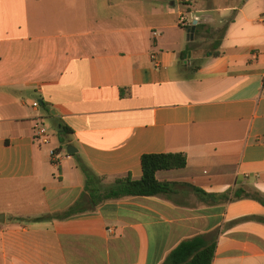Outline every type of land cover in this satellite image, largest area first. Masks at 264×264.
Instances as JSON below:
<instances>
[{
    "label": "crops",
    "instance_id": "0c3cea01",
    "mask_svg": "<svg viewBox=\"0 0 264 264\" xmlns=\"http://www.w3.org/2000/svg\"><path fill=\"white\" fill-rule=\"evenodd\" d=\"M186 1L189 15L182 0H0V264H164L200 235L213 264H264V206L219 198L264 199V0ZM196 19L226 23L214 52L188 37ZM40 109L58 146L35 140ZM179 153L185 169L157 174L177 184L169 198L84 196L82 167L138 180L143 155ZM21 185L41 194L17 201ZM81 199L84 215L32 221Z\"/></svg>",
    "mask_w": 264,
    "mask_h": 264
},
{
    "label": "trees",
    "instance_id": "16d2710c",
    "mask_svg": "<svg viewBox=\"0 0 264 264\" xmlns=\"http://www.w3.org/2000/svg\"><path fill=\"white\" fill-rule=\"evenodd\" d=\"M184 4V3H182ZM189 6V5H188ZM193 25L189 27L191 30ZM203 27L195 26V37L200 36ZM224 30L222 31V35ZM221 35V36H222ZM216 53L215 56H218ZM61 137L69 135L71 130L61 124ZM142 177L138 180L130 175L117 177L114 182L105 187V177H98L86 167L82 171L86 177L84 196H88L91 206H99L110 201H117L126 198L146 197V198H169L175 194L177 184L168 181H159L157 174L162 171L183 170L187 166V158L184 154H147L141 158ZM195 192H202L194 189ZM206 194V193H204ZM209 196V195H206ZM211 196V195H210ZM214 200L216 196H211ZM226 202H235L243 199H250L264 206V199L257 192H249L245 189L235 190L233 193L219 197ZM83 199L77 201L67 210L51 214L48 216L33 219V222H45L52 220H69L87 212L81 211ZM253 221L264 224V217H254ZM217 242L209 240L203 235L196 236L181 242L167 257L164 264H213L215 259Z\"/></svg>",
    "mask_w": 264,
    "mask_h": 264
},
{
    "label": "rangeland",
    "instance_id": "374dc122",
    "mask_svg": "<svg viewBox=\"0 0 264 264\" xmlns=\"http://www.w3.org/2000/svg\"><path fill=\"white\" fill-rule=\"evenodd\" d=\"M181 4L182 8L184 9V11L186 12L187 15H189L190 11H193L194 7L192 6L193 3H190L186 0H182ZM189 5V6H188ZM196 22L198 23V20L196 19ZM226 23H222L221 25L218 26V28H213L209 25H205L203 26L204 28H202L199 39L197 38V40H195V45L196 47H198V49H200L199 51H201L202 55L205 52H214L212 50V46L214 45V43L217 41V38H219L220 36V31L226 26ZM215 33L217 35H215ZM208 50V51H207ZM203 51V52H202ZM190 54V52H188V55ZM38 116H43V119H40L38 121V124H41L42 126H44L48 133L49 136L52 140V143L54 146H58L56 145V142H58V135H57V131H58V127H57V122L53 119V116L48 115L46 113V111L44 109H40L37 113ZM47 117V118H45ZM50 145V146H53ZM51 148H55V147H51ZM64 152H66V150H64ZM113 181H105L104 182V186L108 187L112 184ZM2 192L0 189V208H3V212L8 210L7 209V204L6 202L3 201L2 199ZM249 192L253 193L251 190H249ZM41 194V192L38 189H34V187L32 185H21V186H17L14 189H12V196H14L13 198L16 199L17 201L23 202L24 200L29 201L32 198H38L39 195ZM4 202V203H3ZM8 202V199H7ZM36 209V208H35ZM35 209H31V210H35ZM29 210V209H28Z\"/></svg>",
    "mask_w": 264,
    "mask_h": 264
},
{
    "label": "built area",
    "instance_id": "2783aa9c",
    "mask_svg": "<svg viewBox=\"0 0 264 264\" xmlns=\"http://www.w3.org/2000/svg\"><path fill=\"white\" fill-rule=\"evenodd\" d=\"M185 22H186V19L182 18V23H185ZM261 22L264 24V15H263V17L261 19ZM195 24H197V22L194 23V24H191L190 26H192V25L194 26ZM157 35H158L157 33H154V36H157ZM151 59L154 61L155 66L157 68H159L160 67V63L158 62L156 56L152 55ZM33 107L34 108H39V103L35 102L33 104ZM35 140L38 143H40L41 145H45V146H48V145L51 144V139H50L49 133H48L47 129L44 126H42L41 124H37ZM50 157H51L52 163L54 165H59L60 164L61 156H60V153H58L57 150L51 149Z\"/></svg>",
    "mask_w": 264,
    "mask_h": 264
},
{
    "label": "water",
    "instance_id": "95a60500",
    "mask_svg": "<svg viewBox=\"0 0 264 264\" xmlns=\"http://www.w3.org/2000/svg\"><path fill=\"white\" fill-rule=\"evenodd\" d=\"M197 24H195L193 27H192V29L191 30H189L188 31V37H190L192 40L194 39V32H195V26H196ZM190 55V54H189ZM77 152V150L76 149H74L73 147H68V149H67V153L69 154V155H72V154H74V153H76ZM5 222V215H3V214H1L0 215V223H4Z\"/></svg>",
    "mask_w": 264,
    "mask_h": 264
}]
</instances>
